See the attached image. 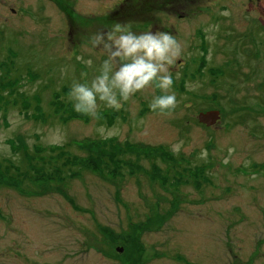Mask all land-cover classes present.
Wrapping results in <instances>:
<instances>
[{
	"label": "rangeland",
	"instance_id": "1",
	"mask_svg": "<svg viewBox=\"0 0 264 264\" xmlns=\"http://www.w3.org/2000/svg\"><path fill=\"white\" fill-rule=\"evenodd\" d=\"M116 22L182 44L170 113L150 110L153 88L101 104L99 120L68 101L106 58L87 37ZM113 139L164 147L175 168L81 148ZM183 158L210 180L195 184ZM0 264H264V0H0Z\"/></svg>",
	"mask_w": 264,
	"mask_h": 264
},
{
	"label": "clouds",
	"instance_id": "2",
	"mask_svg": "<svg viewBox=\"0 0 264 264\" xmlns=\"http://www.w3.org/2000/svg\"><path fill=\"white\" fill-rule=\"evenodd\" d=\"M87 39L106 58L98 74L90 80L88 73L82 72L83 82H72L67 99L77 113L99 120L101 104L120 111L124 102L147 88L159 89L162 93L153 97L149 104L151 111L166 114L177 107L171 68L176 66L183 48L175 35L160 30L137 34L132 31L131 23L116 22L91 33ZM97 131L102 138H107L104 125Z\"/></svg>",
	"mask_w": 264,
	"mask_h": 264
},
{
	"label": "trees",
	"instance_id": "3",
	"mask_svg": "<svg viewBox=\"0 0 264 264\" xmlns=\"http://www.w3.org/2000/svg\"><path fill=\"white\" fill-rule=\"evenodd\" d=\"M201 61L203 63H205V57H203ZM69 117H70V115H69ZM18 137L20 138L21 136H18ZM20 140H22V139H20ZM23 142H24L23 140L20 141L21 147L24 145ZM115 142H116L115 139L110 140V141L96 140L93 143L82 142L83 144L81 143V145H82L81 148L87 149L89 151L92 150L95 153L96 152H101L103 154L108 153V156L106 159L108 160L109 164L110 163L114 164L113 162L118 161L117 162L118 165H122V164L126 165L127 164V165H132L135 167V163H131L132 160L130 162L128 159H123V160L122 159H120V160L115 159L116 157H119V156L122 157L127 153L140 155V156L141 155L155 154L156 156L164 157L165 160L168 162V164L173 165L174 168H175V165L177 163V160H176L175 156L172 154V152L167 150L164 147L138 146V145L128 143V142L125 143L123 146H120L119 144H115ZM20 150H22L23 156L30 161L35 160L36 163H40L41 161H42V163L46 162V160H43L44 157L36 156V154H38V152H40L41 150L37 151L35 149V151H36L35 154L29 153L27 147L20 149ZM55 151H56V153H58L60 155H65L67 158L70 156V153H68L67 151H64V147L54 148V152ZM92 157L93 158H91V159L93 160L94 171L99 173V174L104 175L105 171L99 165V159L94 157V155H92ZM182 160L186 162V167H184V168H187L190 171L191 177L195 178V180H194L195 184L200 185V183H202V180H204L205 182H208V180H210V178L206 175V172H205L207 170L206 166H204V165L203 166H195V165H192L191 162L186 161L185 158H183ZM141 166L142 165H138V168L141 169L143 172H146V171H144V169ZM184 168H182V170ZM182 170L178 171V174H176L177 177H179L181 175ZM44 173H46L45 170H44ZM146 175L152 176L153 178L156 177L157 175L161 176V169L158 168L157 165H155L153 172L146 174ZM198 177H201V179L197 180ZM156 179H158V178H156ZM45 184H49V183H45ZM171 215H172V213H171ZM161 217L164 218L163 216H161ZM168 217H169L168 219H170L171 216H168ZM161 221L163 222L164 219Z\"/></svg>",
	"mask_w": 264,
	"mask_h": 264
},
{
	"label": "water",
	"instance_id": "4",
	"mask_svg": "<svg viewBox=\"0 0 264 264\" xmlns=\"http://www.w3.org/2000/svg\"><path fill=\"white\" fill-rule=\"evenodd\" d=\"M198 120L201 124H204L208 127L216 125L221 120L220 111L210 110L207 112H200ZM122 249H119V252H122Z\"/></svg>",
	"mask_w": 264,
	"mask_h": 264
}]
</instances>
